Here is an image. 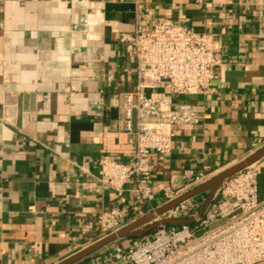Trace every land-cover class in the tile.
Segmentation results:
<instances>
[{"label": "crops", "instance_id": "obj_1", "mask_svg": "<svg viewBox=\"0 0 264 264\" xmlns=\"http://www.w3.org/2000/svg\"><path fill=\"white\" fill-rule=\"evenodd\" d=\"M157 18L213 35L223 63L211 92L172 96L201 106V121L150 155L142 217L166 188L184 194L183 171L212 179L264 147V0H0V264H61L100 240L96 215L118 195L96 182L97 161L132 158L122 94L136 69L120 37ZM255 166L259 178L264 157ZM205 196L187 200L199 214Z\"/></svg>", "mask_w": 264, "mask_h": 264}, {"label": "built area", "instance_id": "obj_2", "mask_svg": "<svg viewBox=\"0 0 264 264\" xmlns=\"http://www.w3.org/2000/svg\"><path fill=\"white\" fill-rule=\"evenodd\" d=\"M145 2L134 0L138 8ZM120 42L129 47L136 69L132 90L122 94V124L132 158L121 162L102 155L97 161L96 182L118 195V205L96 215L100 240L142 218V207L153 199L150 155H170L175 129L200 123L201 106H174L172 96L211 92L218 78L215 67L223 63V48L213 35L165 18H157L148 30L122 35ZM160 89L168 93L158 94ZM208 180L203 173L183 171L184 194ZM257 180L253 164L225 180L202 215L200 203L184 201L150 222L191 224L160 225L126 246L117 240L74 264H264V198L258 197ZM129 183L134 185L130 208L124 197ZM163 195V205L181 196L168 188Z\"/></svg>", "mask_w": 264, "mask_h": 264}, {"label": "water", "instance_id": "obj_3", "mask_svg": "<svg viewBox=\"0 0 264 264\" xmlns=\"http://www.w3.org/2000/svg\"><path fill=\"white\" fill-rule=\"evenodd\" d=\"M264 157V147L254 154L250 155L245 160L241 161L240 163L230 167L229 169L223 171L219 175L213 177L212 179H209L204 184L196 187L195 189L181 195L174 201L168 203L167 205L161 207L160 209L156 210L154 214H149L145 217L139 218L138 220L130 223L125 228L118 231L116 234L108 236L88 249L82 251L78 255L72 257L71 259L61 263V264H74L78 262L79 260H82L91 254L95 253L96 251L102 249L103 247L109 245L112 242H115L117 240H123V239H135L140 238L149 235L153 230H155L160 225H167V226H179L183 224H189L188 221H162L160 223H153L150 224V222L154 219V216H160L164 214L165 212L172 210L177 206L178 204L190 200L200 194H206V200L203 205L202 211L200 212V215L203 214V212L206 210L207 206L211 202L212 196L217 190V188L227 179L231 178L232 176L236 175L237 173L244 170L246 167L251 166L255 163H257L260 159Z\"/></svg>", "mask_w": 264, "mask_h": 264}, {"label": "rangeland", "instance_id": "obj_4", "mask_svg": "<svg viewBox=\"0 0 264 264\" xmlns=\"http://www.w3.org/2000/svg\"><path fill=\"white\" fill-rule=\"evenodd\" d=\"M257 183H258V197L259 199H263L264 198V174L259 176ZM203 198H204V195H203Z\"/></svg>", "mask_w": 264, "mask_h": 264}]
</instances>
